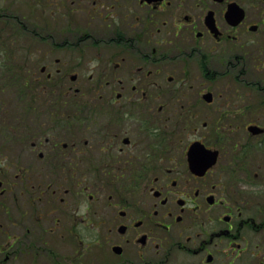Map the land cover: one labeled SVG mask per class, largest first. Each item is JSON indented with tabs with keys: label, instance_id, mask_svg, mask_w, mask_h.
<instances>
[{
	"label": "flooded vegetation",
	"instance_id": "obj_1",
	"mask_svg": "<svg viewBox=\"0 0 264 264\" xmlns=\"http://www.w3.org/2000/svg\"><path fill=\"white\" fill-rule=\"evenodd\" d=\"M45 1L77 36L68 60L83 61L84 45L110 73L42 107L60 69L35 59L15 123L0 90V264H264V0ZM189 63L241 86L201 92L220 110L213 129L202 123L207 139L180 137L186 125L168 115ZM195 141L215 156L200 174L187 161ZM253 150L255 191L241 195Z\"/></svg>",
	"mask_w": 264,
	"mask_h": 264
},
{
	"label": "rangeland",
	"instance_id": "obj_2",
	"mask_svg": "<svg viewBox=\"0 0 264 264\" xmlns=\"http://www.w3.org/2000/svg\"><path fill=\"white\" fill-rule=\"evenodd\" d=\"M48 7L51 10L50 6ZM3 14L17 17L19 20L28 19V26L26 27L29 29H34L38 35L43 37V40L40 43L38 42L39 39L34 40L33 38L23 34L18 36L17 32V35L15 36L17 46L24 49L18 50L15 48L16 46L10 49L13 50L9 53L10 60L16 63L20 61L22 54L25 56L29 53L32 54L33 58L43 59V62L48 64L47 72L54 73L55 69L59 68L60 77L56 79L57 83H60L59 90L64 91L68 88H77L81 91L93 90L95 85L94 80L101 74L110 73V67H104L97 64L92 52L86 51L84 45L79 48V51H81L80 54L83 57V61H80L78 64H76L75 61L68 60L69 57L72 58L74 55L73 48H70V46L73 45L72 43H76L75 38L77 36H75V32L71 29V26L66 24V20L63 17H60L58 14H54L48 10L45 0H0V16H3ZM2 22H4L3 19H0V59H2V53L4 51L3 44L4 47L6 46V43H11L14 45L12 40H8L9 38L12 39L14 37V34L12 33L13 31L7 30L9 29L8 26ZM35 25H37L39 28H37ZM11 33L13 35H11ZM66 43L69 44L67 48L72 49V51H68L66 47H62ZM55 58L67 60L66 65L63 64V61L55 65ZM5 61L7 62V59H5L4 62ZM179 67L182 68V70L185 68V71L187 69L188 76L186 79L183 77V80H181L182 73L179 68L176 70V74H178L180 77L179 82L182 85L176 90L175 95L171 98L172 101H175L172 105L174 111L169 112L168 115H172L173 122H179L186 125L185 127H182V130L179 131V134L182 135H180V137L189 140L203 138L207 139V130L202 127V123H208L209 127L213 129L217 123L216 117L219 115L220 110L217 108L215 110L210 106H206V104L200 100L201 92L210 91L217 94V92L220 91H241V86L227 77L218 78L214 80V82H208V80L203 79L199 75L200 73L197 71V68L193 65H190V63L188 65H184V67H182L181 64ZM18 68H21L19 64L17 66V69ZM71 74L77 75V79L74 82H71L68 78ZM188 77H190V80ZM60 96L61 94H51L44 96L43 98L39 97V100H36V102L38 106L40 105L45 107V104L42 103L44 98H50L53 102L55 97L59 99ZM12 97L9 95H6L5 97L6 108L8 111H13L15 107V99ZM53 103H55V105L57 104L56 101ZM240 114L241 110L234 116V118L237 119V122L239 123ZM245 116L246 112L243 117L244 119ZM6 122L15 123L16 121L13 117L9 116L6 119ZM170 122L171 120L169 123ZM180 126L178 127L180 128ZM234 134H236L237 137H235ZM232 137L238 139L241 142V145H248V143L251 144L253 140H250V137L248 138L242 129H239L238 131L234 130ZM11 149V151L5 152V155H8L9 157L13 156L14 146H12ZM257 159H259L257 152L253 150L251 157L247 158L243 168H241V179H239L241 185V195H246L248 193L251 195L255 191L253 180H249L247 176H251L254 172H256L257 163L255 161ZM8 161V171L13 172V158ZM252 237V234H247L246 236L248 239H251Z\"/></svg>",
	"mask_w": 264,
	"mask_h": 264
},
{
	"label": "trees",
	"instance_id": "obj_3",
	"mask_svg": "<svg viewBox=\"0 0 264 264\" xmlns=\"http://www.w3.org/2000/svg\"><path fill=\"white\" fill-rule=\"evenodd\" d=\"M2 17L3 18H0V19H3V21H4L3 23L5 25H7L9 28L7 30L13 31L12 33L14 34V37L12 39L9 38L8 40H12V43L14 45H12L11 43H6V46L4 47V44H3V50L4 51L2 53V60L0 59L1 63L2 62L3 63L0 65V74H3V76H4L3 85H4L6 95H9L10 97L13 96L12 98L15 99L14 101L16 104L18 101V98H17L18 92L21 93V95H23V93L29 92L31 90H35L37 88H35V89L31 88V86H30L31 84L26 81V79L29 80L27 74L32 75V71L34 69V67H31L34 64L32 54L28 53L25 56L22 54V56L20 57V61L14 63L13 61L10 60V57H9V53L11 51H13L10 49H12L16 46L17 41L15 40V36L17 35V32H18V36L23 34V35H26V36L31 37L34 40H36L35 30L29 29L28 27H26V26H28V22H27L28 19L25 21L22 19L19 20L15 17H12V16H2ZM17 21L21 22L20 27H18L19 24L17 25ZM12 33H11V35H13ZM9 45H11V46H9ZM21 50H22V48H21ZM0 51H1V49H0ZM5 59H7V62L3 61ZM16 61H17V58H16ZM18 64L21 67L20 71H18V69H17ZM36 87L39 88V85H37ZM53 89H55V88H53ZM46 90H48V89L45 88V91ZM6 95H5V97H6ZM30 99H31L30 97L22 98V102H24V100H26V105L28 107H30V102L29 101L27 102V100H30ZM56 105L62 106V103L60 102V103H57Z\"/></svg>",
	"mask_w": 264,
	"mask_h": 264
},
{
	"label": "water",
	"instance_id": "obj_4",
	"mask_svg": "<svg viewBox=\"0 0 264 264\" xmlns=\"http://www.w3.org/2000/svg\"><path fill=\"white\" fill-rule=\"evenodd\" d=\"M73 80L74 77H71ZM203 98L208 101L210 99L209 95L203 96ZM215 160V156L213 153H209L206 151L201 145L198 143L193 144L188 152V162L189 168L191 171L195 173H202L205 171Z\"/></svg>",
	"mask_w": 264,
	"mask_h": 264
}]
</instances>
